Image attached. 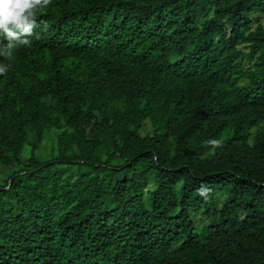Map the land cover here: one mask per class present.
Instances as JSON below:
<instances>
[{"label":"trees","instance_id":"obj_1","mask_svg":"<svg viewBox=\"0 0 264 264\" xmlns=\"http://www.w3.org/2000/svg\"><path fill=\"white\" fill-rule=\"evenodd\" d=\"M40 22L0 57V264H264V0H52Z\"/></svg>","mask_w":264,"mask_h":264},{"label":"clouds","instance_id":"obj_2","mask_svg":"<svg viewBox=\"0 0 264 264\" xmlns=\"http://www.w3.org/2000/svg\"><path fill=\"white\" fill-rule=\"evenodd\" d=\"M51 4L52 0H0V57L11 60L16 49L31 44L32 38L37 35V28H47V24L38 23V19ZM7 71L8 65L0 63V75H5ZM207 143L220 145L217 140ZM209 191L203 184L197 190L205 198Z\"/></svg>","mask_w":264,"mask_h":264},{"label":"rangeland","instance_id":"obj_3","mask_svg":"<svg viewBox=\"0 0 264 264\" xmlns=\"http://www.w3.org/2000/svg\"><path fill=\"white\" fill-rule=\"evenodd\" d=\"M143 133L145 132H150V125L149 123H146L143 130H142ZM55 137V132H51L49 133L43 140L40 148H39V151H38V154L40 155V157L43 159V160H48L51 158V155H52V144L54 143V138ZM23 155L24 157L26 158L28 155H29V150L28 148H26L23 152ZM6 176V174H4V172H0V178H4ZM155 187V184L154 182L152 181L150 183V186H149V189H153ZM219 204L218 206L220 207L221 206V203L222 201L224 200L225 196L224 195H221L219 194ZM150 195L148 193H145V201L147 203L148 206H150ZM193 220L195 222V228L196 230L199 232V234L201 233V226L203 224H205L207 222V220L201 216L199 213H194L193 214Z\"/></svg>","mask_w":264,"mask_h":264}]
</instances>
